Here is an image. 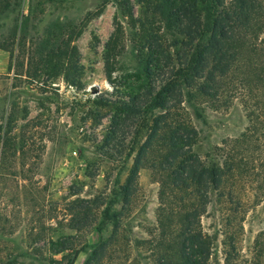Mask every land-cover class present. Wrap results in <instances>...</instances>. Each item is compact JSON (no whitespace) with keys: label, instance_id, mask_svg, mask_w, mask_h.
<instances>
[{"label":"rangeland","instance_id":"obj_1","mask_svg":"<svg viewBox=\"0 0 264 264\" xmlns=\"http://www.w3.org/2000/svg\"><path fill=\"white\" fill-rule=\"evenodd\" d=\"M168 1L0 0V264H180L190 214L208 264H264V24L215 98L176 77L202 39ZM155 127L124 206L132 152ZM177 129L226 173L219 189L174 187Z\"/></svg>","mask_w":264,"mask_h":264},{"label":"trees","instance_id":"obj_2","mask_svg":"<svg viewBox=\"0 0 264 264\" xmlns=\"http://www.w3.org/2000/svg\"><path fill=\"white\" fill-rule=\"evenodd\" d=\"M170 3L172 14L175 17L174 21L185 29V35L193 37L192 41L197 35L199 39H202V44L196 47L189 60L187 59L176 72V77L183 74L182 80L188 86H193L196 80H203L199 86L200 92L218 98L221 93V82L232 72L242 54V49L248 45L252 49L261 46V44L247 42V38L252 37L257 30H261L264 24V3L260 0H236L233 7H226L225 0H170ZM118 34V31L115 32L106 44L105 70L109 81L115 69ZM262 48L264 49V46ZM159 105L164 110L170 109L166 103L159 102ZM179 129L176 130L171 144L173 151L168 156L172 165L182 158L178 170L171 175L174 187H180L181 180L186 182L193 176L197 184L207 191L209 186L219 189L226 173H222L218 166H204L196 156L191 154L189 147H191L192 140L180 134ZM158 130L159 128L155 127L144 144L132 152L137 153L127 182L122 186L124 206L131 203L132 195L136 192L139 173L149 158L153 139ZM177 141H183L184 146L180 147ZM187 146L188 149L183 150ZM165 170L168 171V169ZM231 170L233 168H230L228 173ZM198 216V214H190L185 220L188 228L184 233L186 238L182 242V262L180 264L209 263L211 249L207 246L208 237L202 232L196 234L191 221L192 218ZM69 250V247H62L60 250L54 248L58 254ZM70 264H74L73 261Z\"/></svg>","mask_w":264,"mask_h":264},{"label":"crops","instance_id":"obj_3","mask_svg":"<svg viewBox=\"0 0 264 264\" xmlns=\"http://www.w3.org/2000/svg\"><path fill=\"white\" fill-rule=\"evenodd\" d=\"M143 169H141V171H142ZM141 171H140V173H139V178H140V174H141ZM139 178H138V181H139ZM137 191H138V187H137V189H136V192L135 193H137ZM134 193V194H135ZM74 195V194H73ZM130 205V204H129Z\"/></svg>","mask_w":264,"mask_h":264}]
</instances>
